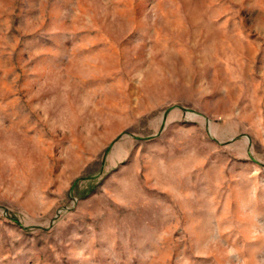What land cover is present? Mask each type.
<instances>
[{
  "label": "rangeland",
  "instance_id": "rangeland-1",
  "mask_svg": "<svg viewBox=\"0 0 264 264\" xmlns=\"http://www.w3.org/2000/svg\"><path fill=\"white\" fill-rule=\"evenodd\" d=\"M0 264H264V0H0Z\"/></svg>",
  "mask_w": 264,
  "mask_h": 264
}]
</instances>
